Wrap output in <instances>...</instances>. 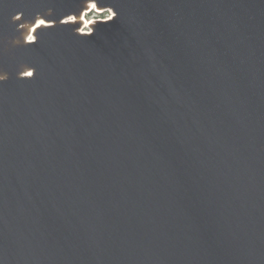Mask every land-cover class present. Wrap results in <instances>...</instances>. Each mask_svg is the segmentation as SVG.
Here are the masks:
<instances>
[{
  "label": "water",
  "instance_id": "water-1",
  "mask_svg": "<svg viewBox=\"0 0 264 264\" xmlns=\"http://www.w3.org/2000/svg\"><path fill=\"white\" fill-rule=\"evenodd\" d=\"M0 264H264V0H0Z\"/></svg>",
  "mask_w": 264,
  "mask_h": 264
},
{
  "label": "rangeland",
  "instance_id": "rangeland-1",
  "mask_svg": "<svg viewBox=\"0 0 264 264\" xmlns=\"http://www.w3.org/2000/svg\"><path fill=\"white\" fill-rule=\"evenodd\" d=\"M107 13H104L103 15L101 14V13H99L98 11H95V10H93L92 12H90V13H87V15H86V18H87V20L88 21H90L92 18H96V17H98V16H104V15H106Z\"/></svg>",
  "mask_w": 264,
  "mask_h": 264
},
{
  "label": "flooded vegetation",
  "instance_id": "flooded-vegetation-1",
  "mask_svg": "<svg viewBox=\"0 0 264 264\" xmlns=\"http://www.w3.org/2000/svg\"><path fill=\"white\" fill-rule=\"evenodd\" d=\"M103 15V14H102Z\"/></svg>",
  "mask_w": 264,
  "mask_h": 264
}]
</instances>
